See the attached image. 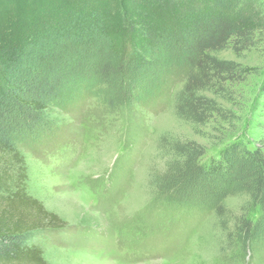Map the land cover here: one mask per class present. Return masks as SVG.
I'll return each instance as SVG.
<instances>
[{
	"label": "rangeland",
	"instance_id": "374dc122",
	"mask_svg": "<svg viewBox=\"0 0 264 264\" xmlns=\"http://www.w3.org/2000/svg\"><path fill=\"white\" fill-rule=\"evenodd\" d=\"M127 1L0 0V42L20 52L18 63L5 66L9 78L0 76V99L27 126L19 145L28 191L65 223L37 232L30 244L50 264H264V241H251L245 252L205 208L221 181L203 178L185 194L188 201L152 185L169 162L159 144L164 135L202 144L204 166L233 143L258 146L264 28L250 49L219 53L241 75L212 95L220 108L210 122L193 126L175 113L182 84L166 67L141 72L125 62L115 82L104 81V64L116 63L124 47L131 54L135 41L124 38L117 11L110 13L115 24L103 30L90 26V9L99 2L107 11L97 16L100 24L99 17ZM47 83L56 88L50 121L40 120L34 133L16 97L30 98ZM227 199L234 209L243 201L236 193Z\"/></svg>",
	"mask_w": 264,
	"mask_h": 264
},
{
	"label": "trees",
	"instance_id": "16d2710c",
	"mask_svg": "<svg viewBox=\"0 0 264 264\" xmlns=\"http://www.w3.org/2000/svg\"><path fill=\"white\" fill-rule=\"evenodd\" d=\"M96 4L90 9V26L109 30L117 20L124 38L135 41L131 54L124 47L123 53L117 51L116 63L104 64V81L115 82L125 62L141 72H148L146 67H166L182 84L173 99L175 113L193 126L210 122L220 108L212 95L241 75L238 64L219 53L229 48L236 53L250 49L264 28L262 0H129L111 9L105 18L99 17L100 24L95 23L97 16L106 10ZM114 11L120 16L116 20L110 15ZM19 57L20 52L0 42L2 78H9L5 66L18 63ZM55 90L47 83L30 98L16 97L20 111L32 121L34 133L40 129V120L44 124L50 121ZM261 94L264 98V85ZM6 105L0 99V264H50L43 249L30 240L39 231L65 223L28 191V167L19 145L21 131L27 126ZM260 109L264 118V100ZM159 144L169 156L166 169L152 178L160 194L188 201L187 192L200 188L203 178L221 181L222 188L214 190L213 198L204 203L228 242L236 240L245 251L251 241H264V137L253 150L242 142L233 143L206 166L199 162L206 148L195 140L164 135ZM235 193L243 201L234 209L227 198Z\"/></svg>",
	"mask_w": 264,
	"mask_h": 264
}]
</instances>
